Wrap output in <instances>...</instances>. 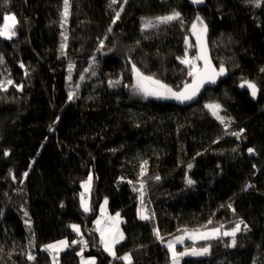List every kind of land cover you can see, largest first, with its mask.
I'll list each match as a JSON object with an SVG mask.
<instances>
[{
  "label": "trees",
  "instance_id": "1",
  "mask_svg": "<svg viewBox=\"0 0 264 264\" xmlns=\"http://www.w3.org/2000/svg\"><path fill=\"white\" fill-rule=\"evenodd\" d=\"M189 1L119 0L109 7L111 0H70L66 24L63 0L0 3V25L7 13L19 21L16 37H0V82H14L0 89V264H52L44 247L61 240L71 245L61 252V264H80L83 244L71 242L81 239L88 241L84 256H95L96 264H126L102 250L94 230L105 199L124 221L125 237L115 251L130 253L133 264L170 263L153 226L166 239L205 225L231 230L240 221L235 247L225 246L231 237L196 243H210L211 254L183 264H264V3L206 0L195 9ZM174 11L183 23L144 29L146 21ZM197 16L207 25L213 64L226 69L219 86L194 103L137 97L133 64L175 91L192 82L177 57L186 49L188 56L198 53L185 43ZM245 80L257 85L255 99L240 87ZM209 103L231 115L227 130L205 107ZM241 130L239 138L230 134ZM141 182L151 222L138 217L141 193L134 189Z\"/></svg>",
  "mask_w": 264,
  "mask_h": 264
},
{
  "label": "snow or ice",
  "instance_id": "2",
  "mask_svg": "<svg viewBox=\"0 0 264 264\" xmlns=\"http://www.w3.org/2000/svg\"><path fill=\"white\" fill-rule=\"evenodd\" d=\"M8 0H0V3L6 4ZM250 3H255L257 7L261 6V3H264V0H248ZM119 3V0H111V3L109 7H112V5H115ZM124 3H127V0H124ZM193 4H201L203 3V0H192ZM64 9L62 12L63 17V23H67V18L70 14V0H63ZM123 11V7H121L119 10L115 11V19L113 20V23H115L116 20L120 18V13ZM180 20L181 23L182 17L179 12H173L169 15L165 16H159L155 18V22L152 20H148L144 23L143 27L144 29L153 28L156 27L159 24H168L172 21ZM19 25V21L15 14H5L3 15V24L0 25V37L12 40L14 37L17 36V27ZM63 27V24L61 25ZM109 32L112 31L111 27L108 29ZM191 33L195 35L196 37V43L193 45L187 38L185 39V43L187 44L188 48L191 47H198L199 51L194 57H189L187 54V49L185 51V55L183 57H177L178 60L182 64H184L188 71L187 75L192 77V82L187 83L184 82L182 89L179 91H174L172 87L169 85L163 83L161 80L155 78L154 75H145L143 72L140 71L139 68L135 66V64L132 65V71L135 73L136 77V84L134 85V89L137 94H140L147 97H157V98H165V99H175L180 101L181 103L192 101L195 99V97L199 94L201 88L206 83L214 84L216 83V79L219 76H222L226 73V69L223 64L219 66L217 69L211 62V59L208 55V48L206 43V35H207V25L204 23L203 19L199 16L196 17V22L192 23L191 25ZM62 35H64L62 33ZM106 39V37H105ZM64 40H67V36L64 35ZM101 48L103 47V41H101ZM67 47L66 43L61 44V51L63 54V50ZM203 61V66H198V62ZM4 60L3 57L0 56V64H3ZM21 67L23 68L24 65L21 64ZM72 65H70L69 70L71 71ZM87 71V70H86ZM261 71H264V69H261ZM27 75V73H25ZM95 75V72L92 73ZM69 80H71V75L68 77ZM80 79L83 80L84 76L81 75ZM14 82L11 79H8L6 82H0V89L7 91V85H12ZM119 81H109L110 86H115V84H118ZM17 87L22 89V85H17ZM241 88L247 87L250 90V94L252 97H256L259 89L257 88V85L249 80H245L240 84ZM75 96V93H70L69 99H73ZM205 107L210 110L211 114L216 117L217 120L220 121V123L224 126V129L227 130L230 126V123L228 122L227 118L220 115V112L222 110V106L218 103H209L206 104ZM242 131L240 133L232 132L231 135L237 136L238 138L242 135ZM235 151V150H234ZM250 154L254 152V149L249 148L247 150ZM4 155H9L8 152H4ZM146 165V161L144 162ZM193 167L192 164L188 165V168L191 169ZM146 174V168L142 166L141 168V176ZM25 177L28 175L27 172L23 174ZM13 179H15V176H13ZM156 180H159L160 177H155ZM188 185H193L195 183L194 180L191 178H187L186 180ZM92 183V177L89 175L87 181L84 182V188L85 191H90ZM131 183V181H129ZM248 187H251L249 185ZM136 191H139L141 193L140 201L141 205L144 204V183L141 182L139 189H134ZM81 199V205L83 207V210L85 212L91 211V208L89 206L88 200L85 198L84 194L81 193L80 196ZM105 205L107 204V199H105ZM229 208H231V205H228ZM105 209L101 208V219H97L95 221L97 228L96 231L100 234V243L103 244L104 251H106L110 257L113 259H118L121 261L126 262V264H133V258L130 253L125 254L123 256H118L117 252L115 251V245L120 243L124 239V234L120 230V213L117 212L115 216H107L105 214ZM147 208L142 207L140 209V219L142 220H149L151 217L147 214ZM234 211V209H233ZM25 215H27V212H25ZM154 215V213H153ZM107 221V223L101 227L102 221ZM243 221H240L239 223H236L235 226L231 230H225L222 231L223 225H220L219 227H214L212 229H207V225L203 226L205 230L201 229H194L191 232H189L187 229H181L178 231H182L184 235H178L174 236L173 239L165 241L164 237L161 236L159 228L154 229V234L157 237V239L162 243L165 244L167 249L171 253V264H181V259L186 256H194V257H203L208 256L211 254L212 245L210 243H207L199 248L197 247H185L182 251H177V245L178 244H184L185 239H191V240H200V241H210L213 239H220L222 237H231V241L229 244H226V247H235L236 246V236L237 233L241 232V224H243ZM208 224H212V220L208 221ZM70 227L73 229L74 232L78 233L83 236V233L81 232L80 225H70ZM77 243L83 244V248L80 249V251L77 253L78 256H80V264H96V257L90 256L85 257L84 256V249L88 247V241L81 239L80 241L73 240L71 242L72 245H76ZM71 245L67 240H61L54 244H48L45 245L44 250L51 252L52 255V264H59V252L67 249ZM27 259L34 261L36 257L32 254L27 255Z\"/></svg>",
  "mask_w": 264,
  "mask_h": 264
},
{
  "label": "rangeland",
  "instance_id": "3",
  "mask_svg": "<svg viewBox=\"0 0 264 264\" xmlns=\"http://www.w3.org/2000/svg\"><path fill=\"white\" fill-rule=\"evenodd\" d=\"M7 14H14V13H7ZM18 19V18H17ZM192 40H194L195 41V43H196V37H195V35H193L192 33H191V36H190V39H189V41L190 42H192ZM189 57L191 58V57H193V56H190L189 55ZM198 66H200L199 64H198ZM201 67V66H200ZM175 91V90H174ZM134 92H136L135 91V89H134ZM136 94V93H135ZM137 95V97H141V98H145L144 96H142V95H140V94H136ZM148 98H151V97H147V98H145V99H148ZM153 98H157V97H153ZM157 99H164V100H166V101H170V102H173V101H175V102H178V103H181L180 101H178V100H175V99H165V98H157ZM221 113L223 114V116L224 117H226L227 118V120H228V122L232 125V123H233V121H232V118H231V115H229V113H227V112H225V110L224 109H222L221 110ZM230 125V126H231ZM92 181H93V178H92ZM91 187H92V183H91ZM84 190H85V188H84ZM91 188H90V191H88L86 194L89 196V194H90V192H91ZM86 192V191H85ZM85 198H86V196H85ZM89 201V200H88ZM105 201H103L102 203H101V205H100V208H99V215L96 217V219L94 220V222L97 220V219H101V208H104L106 211H105V214L107 215V216H115V214L116 213H111V211L109 210V204H108V201H107V204L105 205V203H104ZM142 207H145V208H147V214L151 217L149 220H142V219H140V209L142 208ZM138 217H139V219L140 220H142V221H148V222H151L153 219H152V213H151V210L149 209V207H148V205L146 204V201H145V198H144V204L143 205H141V201L139 202V206H138ZM120 219H121V223H120V225H119V227H120V230L122 231V226H123V224H124V221H123V219H122V217H121V214H120ZM107 223V221L105 220V221H102V224H101V227H103L105 224ZM220 225H216V226H211V227H207V229H212V228H214V227H219ZM96 228H97V225H96V223H95V227H94V230L96 231ZM153 228L154 229H156V226H153ZM201 230H205L204 228H200ZM189 232H191L192 230H194L193 228H189V229H187ZM226 229H224V227H223V229H222V231H225ZM97 232V231H96ZM123 232V231H122ZM97 233H99V232H97ZM123 234H124V232H123ZM178 235H184V233L182 232V231H179L178 233H176V234H174V235H171V236H169L168 238H166L165 239V241H168V240H171V239H173L174 238V236H178ZM124 237H125V234H124ZM124 240V239H123ZM122 240V241H123ZM121 241V242H122ZM210 241H212V240H210ZM201 242H206V241H200V240H191V239H185V243L184 244H178L177 245V251H182L185 247H197V248H199V246H196L195 244L196 243H201ZM99 244L101 245V248H102V250H104V248H103V244H101L100 243V234H99ZM120 243H118V244H116L115 245V250H116V246L117 245H119ZM163 246L167 249V247H166V245L165 244H163ZM64 251V250H63ZM167 251H169L168 249H167ZM62 252V251H61ZM61 252H59V254H58V256H59V264H61ZM106 252V251H105ZM107 253V252H106ZM169 253H170V251H169ZM108 254V253H107ZM51 255V257H52V253L50 254ZM85 257H88V256H85ZM95 257V256H94ZM191 257H194V256H186V257H183L182 259H181V264H183V260L184 259H186V258H191ZM170 263L169 264H171V253H170V261H169Z\"/></svg>",
  "mask_w": 264,
  "mask_h": 264
},
{
  "label": "water",
  "instance_id": "4",
  "mask_svg": "<svg viewBox=\"0 0 264 264\" xmlns=\"http://www.w3.org/2000/svg\"><path fill=\"white\" fill-rule=\"evenodd\" d=\"M189 2H190V5L193 6L195 9H201V8H203V7L206 6V0H203V3H201V4H193V3H192V0H190ZM206 43H207V48H208L207 35H206ZM198 51H199V49H198ZM208 55H209V57H210V59H211V56H210V53H209V48H208ZM211 62H212V60H211ZM201 63L203 64V61H201ZM212 64H213V62H212ZM213 65L217 68V66H216L215 64H213ZM217 69H218V68H217ZM225 75H226V74L217 77V79H216V83H214V84L206 83V84L203 86V88H201L199 94L195 97V99H193L192 101H187V102L194 103V101H197L199 98H201V96L205 93V91H206L207 89H212V88H216V87H218L219 84L221 83V80H222L223 76H225ZM252 98L255 99L256 97H255V98L252 97Z\"/></svg>",
  "mask_w": 264,
  "mask_h": 264
},
{
  "label": "clouds",
  "instance_id": "5",
  "mask_svg": "<svg viewBox=\"0 0 264 264\" xmlns=\"http://www.w3.org/2000/svg\"><path fill=\"white\" fill-rule=\"evenodd\" d=\"M231 125V124H230Z\"/></svg>",
  "mask_w": 264,
  "mask_h": 264
}]
</instances>
